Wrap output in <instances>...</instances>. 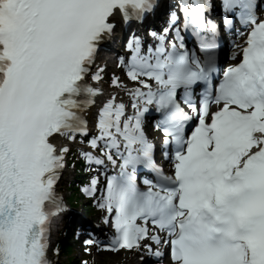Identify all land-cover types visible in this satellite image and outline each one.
Segmentation results:
<instances>
[{
  "label": "snow or ice",
  "instance_id": "1",
  "mask_svg": "<svg viewBox=\"0 0 264 264\" xmlns=\"http://www.w3.org/2000/svg\"><path fill=\"white\" fill-rule=\"evenodd\" d=\"M70 154L85 252L264 264V0H0V264H59Z\"/></svg>",
  "mask_w": 264,
  "mask_h": 264
},
{
  "label": "rangeland",
  "instance_id": "2",
  "mask_svg": "<svg viewBox=\"0 0 264 264\" xmlns=\"http://www.w3.org/2000/svg\"><path fill=\"white\" fill-rule=\"evenodd\" d=\"M63 186H65V185H63ZM61 260L62 259H60V261ZM118 261H120V260L115 258V257L104 258L102 261H100V264H114V263H117Z\"/></svg>",
  "mask_w": 264,
  "mask_h": 264
}]
</instances>
